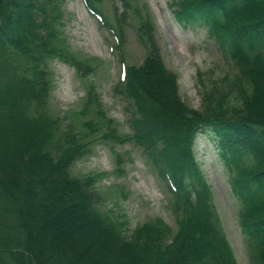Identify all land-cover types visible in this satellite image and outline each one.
Listing matches in <instances>:
<instances>
[{"label": "trees", "instance_id": "trees-1", "mask_svg": "<svg viewBox=\"0 0 264 264\" xmlns=\"http://www.w3.org/2000/svg\"><path fill=\"white\" fill-rule=\"evenodd\" d=\"M66 3L0 0V264H240L199 158L202 137L230 174L251 263L264 264V0L169 1L179 24L207 27L232 63L208 85L198 72L201 109L182 99L147 6L83 0L120 54L113 92L127 103L130 132L104 108L91 79L97 60L69 44ZM130 29L145 50L139 64L124 58ZM54 61L86 86L81 111L53 112ZM100 143L113 150L119 175L116 146L142 150L176 227L152 217L132 229L126 213L105 208L101 182L110 173L75 172Z\"/></svg>", "mask_w": 264, "mask_h": 264}, {"label": "rangeland", "instance_id": "rangeland-1", "mask_svg": "<svg viewBox=\"0 0 264 264\" xmlns=\"http://www.w3.org/2000/svg\"><path fill=\"white\" fill-rule=\"evenodd\" d=\"M139 1L147 6L155 20L156 37L163 59L167 67L179 76L182 99L191 107L201 109L202 85L198 80V72L203 73V81L208 85L211 80H218L232 72L230 59L224 55L215 40L209 37L207 27L179 24L169 8L170 0ZM65 10V31L70 46L77 53L97 60L99 66L91 79L97 85L104 108L109 117L119 123L121 131L130 132L127 103L113 92L121 77L120 54L111 50V38L98 20L87 11L83 0H67ZM144 55L145 50L135 31L128 30L125 61L127 64H139ZM51 68L55 74L51 99L53 112L59 116H68L70 112L81 111L87 89L76 70L60 61L52 62ZM115 150L124 161V175L115 173V156L107 143L96 145L91 154L76 164L75 172H109L110 175L101 182V188L107 191L105 208L126 213L132 229L152 217H161L169 225L176 227L167 195L142 150L135 145L116 146ZM197 150L237 259L240 264H252L239 223L241 204L233 193L230 174L219 151L214 142L206 137L199 139Z\"/></svg>", "mask_w": 264, "mask_h": 264}]
</instances>
